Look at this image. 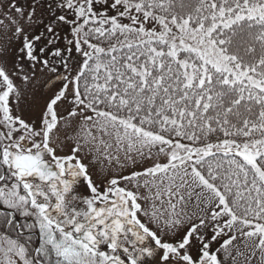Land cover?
<instances>
[{"label": "snow or ice", "instance_id": "snow-or-ice-1", "mask_svg": "<svg viewBox=\"0 0 264 264\" xmlns=\"http://www.w3.org/2000/svg\"><path fill=\"white\" fill-rule=\"evenodd\" d=\"M0 209V264H264V0H0Z\"/></svg>", "mask_w": 264, "mask_h": 264}, {"label": "flooded vegetation", "instance_id": "flooded-vegetation-1", "mask_svg": "<svg viewBox=\"0 0 264 264\" xmlns=\"http://www.w3.org/2000/svg\"><path fill=\"white\" fill-rule=\"evenodd\" d=\"M4 210L3 209H0V211H4ZM20 222H23V217L20 218Z\"/></svg>", "mask_w": 264, "mask_h": 264}]
</instances>
